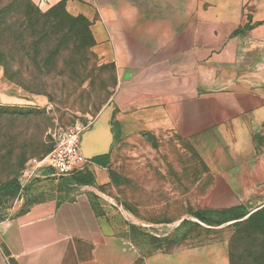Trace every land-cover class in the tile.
Instances as JSON below:
<instances>
[{"label":"crops","instance_id":"obj_1","mask_svg":"<svg viewBox=\"0 0 264 264\" xmlns=\"http://www.w3.org/2000/svg\"><path fill=\"white\" fill-rule=\"evenodd\" d=\"M30 1L40 9L64 1L69 15L87 19L93 52L117 70L110 112L91 126L110 135L92 139L94 151L104 152L96 157L109 152L115 122L118 133L136 124L146 131L177 130L202 153L221 150L246 158L236 165L250 162L254 137L264 127V0ZM254 162L241 191L246 196L254 189L257 197L254 207H244L248 213L264 206V160ZM229 190L221 185L217 195L235 199ZM49 193L0 219V264H208L209 258L225 264L218 242L186 250L179 259L144 258L94 212L86 193Z\"/></svg>","mask_w":264,"mask_h":264},{"label":"rangeland","instance_id":"obj_2","mask_svg":"<svg viewBox=\"0 0 264 264\" xmlns=\"http://www.w3.org/2000/svg\"><path fill=\"white\" fill-rule=\"evenodd\" d=\"M10 2L0 0V10ZM58 5H35L42 13L57 11L43 20L52 28L45 36L51 46L32 55L21 46V37L0 41V52L10 53L8 61L0 62V219L56 188L62 197L81 191L94 212L105 216L117 235L128 237L144 258L179 259L186 250L218 242L225 264H264V226L248 223L258 210L245 209L254 207L257 197L254 189L241 195L248 184L244 178L256 168L254 159L264 160V127L254 137L250 162L236 165L246 158L222 156L221 150L202 153L177 130L146 131L136 124L118 133L114 122L106 164L57 183L47 177L41 161L52 149V135L78 125L83 142L119 88L114 64L93 52L90 22ZM224 174L229 180H220ZM221 185L235 199L217 195Z\"/></svg>","mask_w":264,"mask_h":264},{"label":"trees","instance_id":"obj_3","mask_svg":"<svg viewBox=\"0 0 264 264\" xmlns=\"http://www.w3.org/2000/svg\"><path fill=\"white\" fill-rule=\"evenodd\" d=\"M58 7L62 8L65 11L64 1L58 3ZM57 11L55 8L51 9L47 13H42L34 3L30 0H11L10 4L0 10V41L6 43L8 40L12 39L15 36L21 37V46L25 49V46L28 47V50L33 54L38 53L40 47L51 46L52 42L46 39L45 36H48L49 31H51V26L45 24V21L50 18L52 15H56ZM85 19V18H84ZM55 20V19H54ZM87 23L88 21L85 20ZM16 22V23H15ZM53 22V21H52ZM15 27V28H14ZM88 28L90 24L88 23ZM69 31V30H68ZM89 36L91 37V32L88 30ZM74 33H71V36H74ZM40 36L44 38L41 39ZM9 52H0V62L8 61L7 56ZM4 61V62H5ZM106 161V156L93 158L90 162L99 166H103ZM86 170L83 173L74 174L68 178L80 176L84 173H87ZM63 178L61 180H65ZM82 179L79 180L81 183ZM241 215L237 219H242L246 216ZM235 220V219H234ZM248 223L254 222L255 227L264 226V206L258 211L252 213L247 217ZM10 264H13L10 262Z\"/></svg>","mask_w":264,"mask_h":264},{"label":"built area","instance_id":"obj_4","mask_svg":"<svg viewBox=\"0 0 264 264\" xmlns=\"http://www.w3.org/2000/svg\"><path fill=\"white\" fill-rule=\"evenodd\" d=\"M80 136L81 130L78 125L52 135V149L41 161L48 170V178L59 181L90 170L92 163L82 154Z\"/></svg>","mask_w":264,"mask_h":264},{"label":"water","instance_id":"obj_5","mask_svg":"<svg viewBox=\"0 0 264 264\" xmlns=\"http://www.w3.org/2000/svg\"><path fill=\"white\" fill-rule=\"evenodd\" d=\"M100 130L99 129H91L87 136H85L83 142L80 141V146H81V151H82V154L84 155V157L87 159V160H92L94 157L98 156V155H101L103 154L104 152H101V153H97L96 151H94L92 145H91V142H92V139L98 135L99 137L101 138H109V133H105V132H102L100 134ZM103 151H105L103 149Z\"/></svg>","mask_w":264,"mask_h":264}]
</instances>
